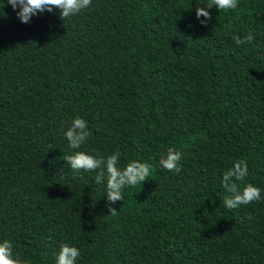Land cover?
I'll return each mask as SVG.
<instances>
[{
	"label": "trees",
	"instance_id": "trees-1",
	"mask_svg": "<svg viewBox=\"0 0 264 264\" xmlns=\"http://www.w3.org/2000/svg\"><path fill=\"white\" fill-rule=\"evenodd\" d=\"M0 4V241L28 264H55L61 244L76 264H264V0H92L28 23ZM75 117L90 131L80 149L64 135ZM169 147L179 173L160 165ZM117 149L118 167L151 169L112 203L103 163L74 173L64 156ZM239 160L235 182L261 199L228 209L222 178Z\"/></svg>",
	"mask_w": 264,
	"mask_h": 264
},
{
	"label": "clouds",
	"instance_id": "clouds-1",
	"mask_svg": "<svg viewBox=\"0 0 264 264\" xmlns=\"http://www.w3.org/2000/svg\"><path fill=\"white\" fill-rule=\"evenodd\" d=\"M7 3L14 10L19 8L16 12L17 17L21 22L28 23L30 18L37 12H42L45 9L52 11L53 8L60 10V18L64 21L88 8L92 0H7ZM3 6V4H0V10H2ZM213 6L219 11L234 10L238 6V0H207V7L211 8ZM0 15L6 16L7 14L0 11ZM196 15L197 17L204 16L211 19V14L204 7H198L196 9ZM202 23L204 22L202 21ZM233 39L237 44H242L251 42L254 36L252 33H248L243 39L238 35H234ZM64 135L70 148L80 149L81 145L85 143L90 135L87 122L81 117L73 118ZM120 156L121 153L118 149L108 155L106 160L103 155L98 159L95 155L83 151H76L72 154L65 155L64 159L74 173H80L81 170L92 172L93 170L99 169L103 163L106 170L105 192L107 199L115 203L117 200H123L122 190L125 187L141 184L142 181L149 178L151 169L150 164L137 160H132L123 168L118 167V158ZM181 159L182 153L169 147L165 154L160 155L159 162L164 169L179 173L181 171ZM247 174V162L244 160L236 161L234 166L224 173L222 184L225 191L230 193V195L225 196L223 201L226 208L234 209L240 205H247L261 199L260 188L251 183L240 188L235 182L243 181ZM104 176L105 171H100L96 175L98 184ZM231 178H234V180L229 185L227 182ZM109 211L111 214H115L117 210L110 208ZM79 256L80 252L78 248L61 244L59 251L56 253L55 264H76ZM0 264H28V261L23 259L19 254H14L12 242L9 239H4L0 241Z\"/></svg>",
	"mask_w": 264,
	"mask_h": 264
}]
</instances>
